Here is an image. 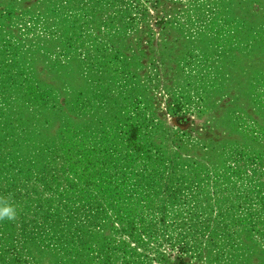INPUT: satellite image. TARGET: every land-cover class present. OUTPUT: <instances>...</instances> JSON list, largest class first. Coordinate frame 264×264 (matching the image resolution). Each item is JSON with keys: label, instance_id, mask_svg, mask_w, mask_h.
<instances>
[{"label": "rangeland", "instance_id": "1", "mask_svg": "<svg viewBox=\"0 0 264 264\" xmlns=\"http://www.w3.org/2000/svg\"><path fill=\"white\" fill-rule=\"evenodd\" d=\"M0 264H264V0H0Z\"/></svg>", "mask_w": 264, "mask_h": 264}, {"label": "clouds", "instance_id": "2", "mask_svg": "<svg viewBox=\"0 0 264 264\" xmlns=\"http://www.w3.org/2000/svg\"><path fill=\"white\" fill-rule=\"evenodd\" d=\"M17 215V209L14 205L3 203L0 201V220H13Z\"/></svg>", "mask_w": 264, "mask_h": 264}]
</instances>
